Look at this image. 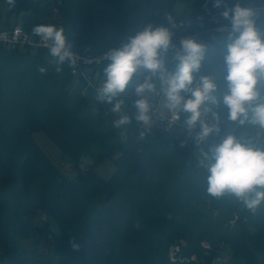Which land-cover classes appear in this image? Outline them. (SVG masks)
<instances>
[{
    "label": "trees",
    "instance_id": "16d2710c",
    "mask_svg": "<svg viewBox=\"0 0 264 264\" xmlns=\"http://www.w3.org/2000/svg\"><path fill=\"white\" fill-rule=\"evenodd\" d=\"M241 3L253 7L264 0ZM206 7L217 11L219 23L228 25L220 15L222 9L214 8L211 0H16L15 6L8 4L7 15L27 12L8 26L20 20L36 37L32 29L49 13L51 25L62 26L72 48L92 56L118 48L143 26L164 25L174 33L176 44L180 37L192 35L208 45L197 73L206 75L223 56L218 43L222 33L207 23L202 27L195 23ZM164 12L174 17L170 27ZM185 18L192 24L178 26L177 21ZM258 26L264 27L262 17ZM172 55L170 50L169 69ZM108 63L93 66L94 80ZM57 67L46 48L0 44V264L30 262L18 243L30 236L20 221L34 197L49 214H67L61 209L80 214L75 230L79 249L64 251L62 236L53 237L50 245L59 252L57 261L34 258L36 264H211L224 244L244 264L253 263L254 250L264 255V207L250 212L232 196L208 195L206 171L189 143L154 119L150 128L134 119V84L119 97L133 119L117 128L114 121L120 114L99 101L92 87L87 89L94 104L86 102L81 94L84 80L78 78L70 90V64L59 65V71ZM214 74L224 91L225 67L221 64ZM139 76L137 81H142L144 74ZM152 102L155 106L156 96ZM214 110L220 122L227 119L225 107ZM63 114L70 116L73 126H62ZM35 130L45 131L71 159L80 153L96 162L113 158L115 171L104 179L89 167L68 177L40 148ZM98 194L108 197L109 204H97ZM172 244H180L175 260L169 257Z\"/></svg>",
    "mask_w": 264,
    "mask_h": 264
},
{
    "label": "clouds",
    "instance_id": "9594fccd",
    "mask_svg": "<svg viewBox=\"0 0 264 264\" xmlns=\"http://www.w3.org/2000/svg\"><path fill=\"white\" fill-rule=\"evenodd\" d=\"M212 6L222 9L221 17L228 21L219 31L218 43L223 56L213 65V72L200 74L208 45L192 35L173 42L174 33L164 26H143L127 37L118 48H111L104 57L109 61L103 68V84L97 89V99L111 105L120 114L114 126L121 128L133 117L124 111L120 95L134 84L132 103L134 119L150 128L153 123V96H162L165 107L174 120L186 114L184 124L189 131L199 124L195 143L202 144L213 133L219 134L220 116L214 109H227V120L240 126L249 125L245 136L227 134L207 151L200 149V165L206 171V192L216 198L229 195L249 211L264 204V27L258 26L264 10L242 6L241 0H211ZM15 6L16 0H7ZM230 26V27H229ZM44 41H50L48 51L59 65L75 63L72 45L62 28L40 24L32 29ZM173 52L169 69L167 54ZM226 69L225 90L221 91L216 70ZM41 72L44 69H40ZM144 74L142 81L137 77ZM211 114L214 123H209ZM183 147V143L181 144ZM75 250L79 245L73 244Z\"/></svg>",
    "mask_w": 264,
    "mask_h": 264
},
{
    "label": "rangeland",
    "instance_id": "374dc122",
    "mask_svg": "<svg viewBox=\"0 0 264 264\" xmlns=\"http://www.w3.org/2000/svg\"><path fill=\"white\" fill-rule=\"evenodd\" d=\"M177 6L179 7V4ZM8 10L9 9L7 2L5 0H0V30L7 28L8 24L12 23L14 18L24 19V16L27 14V12L22 11L16 17H14L13 14L7 15ZM56 17L57 14L55 15V19ZM41 21L42 24L44 25H51V15L49 13L47 15H44ZM87 71H89V69H87ZM138 77L140 78V76ZM77 80H78V76L72 75V78L68 83V88L70 90L73 89ZM102 80H103V73L100 78L94 81L100 82ZM88 87L91 88L92 86H88ZM81 94L87 99L85 100L86 102L88 101V103L94 104V102L90 97L91 96L90 94L92 93L87 89V85L82 86ZM159 103H164L162 96H160L159 98ZM208 117L211 122H215L212 119L211 114H209ZM62 119L64 121L62 126H73L72 120H70L69 115L63 114ZM33 135L36 142L38 143L40 148L46 153L48 158L68 177H72L81 171L84 172L89 167L91 168L93 167V170L95 169L98 172V174L104 179H108L115 171L116 165L115 162L113 161V158L108 157V158H104L100 162H96L92 160L89 155H84L83 153H80L78 158L71 159L68 154L61 153L54 139H52L45 131L35 130L33 132ZM188 143L191 146L196 158L200 161L201 159L200 149L203 148L205 151L208 150L207 140L204 141L202 144L197 145L193 138ZM73 164H75L76 166H74ZM104 197L105 196L103 195L101 196L98 194L96 197V203L103 205ZM261 206L264 207V204H261ZM61 210L65 211V213L67 214H65L64 216L63 215L61 216L59 214L58 215L49 214L47 210L42 206L41 201L38 198L34 197L33 202L28 206L26 212L23 213L21 217L23 221H20L23 224L22 230L26 231V234L30 236L28 237L23 236L19 240L18 247L24 253L26 259L28 258L30 260V262H28L27 264L30 263L36 264L34 258H38L41 260L43 259L44 262L45 260L51 258L54 261H57L59 252L52 249L50 245V240L53 237L58 238L61 235L62 239L60 240L61 241L60 246L61 247L63 246L64 251H66V248H68V250L72 249V246L75 243V239L77 237L75 230L77 224L80 223L79 221L80 214L72 213L68 211L66 212L65 209H61ZM64 223L65 225H63ZM63 226L65 228H63ZM65 239L67 241H64ZM70 240L71 243H68V241L70 242ZM63 241H64V245H63ZM173 241L183 242L180 239H174ZM46 242L48 243L47 246H46ZM134 248L135 247L133 245L131 246L130 249L132 250ZM218 254L228 258L226 264H244V259L239 255H236L230 252L229 250H227L225 244L221 247V249L218 250ZM252 261H253L252 264H264V255L254 250V256L252 258Z\"/></svg>",
    "mask_w": 264,
    "mask_h": 264
},
{
    "label": "built area",
    "instance_id": "2783aa9c",
    "mask_svg": "<svg viewBox=\"0 0 264 264\" xmlns=\"http://www.w3.org/2000/svg\"><path fill=\"white\" fill-rule=\"evenodd\" d=\"M253 8L264 10V4L255 5L253 6ZM164 16L170 27L171 23L174 22V17L169 12H164ZM261 17L264 19V16ZM57 21L58 20L56 17V22ZM219 21H220V16L217 13V11L209 7H206L203 13H199L195 17V23L198 26L202 27L207 23L211 25V29L215 32H220L219 31L220 27L222 25H226L219 23ZM191 24L192 21L189 18L179 19L177 21L178 26L186 27ZM160 26H164V25H160ZM56 27L58 29L62 28V26L58 23ZM0 44L9 48L22 47L27 45L32 47L40 46L49 49V47L51 46L50 41H44L41 38L37 36L35 37L32 33L25 30L20 20H18V22H16L15 24L0 30ZM72 50L74 52L75 63L70 64L71 74L77 75L78 78L83 79L84 83L87 86H92V88L97 92V89L102 86L104 81L103 80L100 82L94 81V74H92V68L93 66L102 62L103 60H107L104 57V53L101 55L92 56L90 54L80 53L74 50L73 48ZM87 69H89V71H87ZM156 98H157V102L153 110V119L159 125L177 134L185 141L189 142L191 139H193L195 137V133L200 130L199 124H197L196 127L192 130V133L189 134V131L187 130L186 125L184 124L186 115L184 113H181L180 118L178 120H174L172 114L165 107V104L159 103L160 96H156ZM207 120L209 123H214L209 120V117H207ZM220 128H221V132L219 134L213 133L207 138L208 149L218 144L227 134H234L236 136H245L246 134H248L250 130V128L249 129L244 128V126H240L238 123L230 122L227 119L220 122ZM250 212H254V211H250ZM177 252H180V244H172L169 248V257L171 260H175L177 258L176 256ZM191 258L194 259L195 257L191 256ZM227 260H228L227 257L217 254L212 259L211 264H226Z\"/></svg>",
    "mask_w": 264,
    "mask_h": 264
},
{
    "label": "water",
    "instance_id": "95a60500",
    "mask_svg": "<svg viewBox=\"0 0 264 264\" xmlns=\"http://www.w3.org/2000/svg\"><path fill=\"white\" fill-rule=\"evenodd\" d=\"M198 41L202 42L201 40H198ZM103 202H104L103 205H105V206L108 205L109 204V198L105 196L103 199Z\"/></svg>",
    "mask_w": 264,
    "mask_h": 264
}]
</instances>
